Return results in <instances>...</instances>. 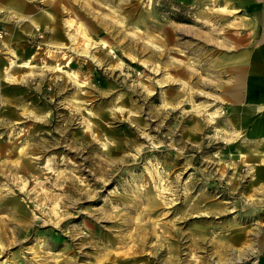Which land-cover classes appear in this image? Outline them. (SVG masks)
<instances>
[{
    "label": "rangeland",
    "instance_id": "rangeland-1",
    "mask_svg": "<svg viewBox=\"0 0 264 264\" xmlns=\"http://www.w3.org/2000/svg\"><path fill=\"white\" fill-rule=\"evenodd\" d=\"M54 1L0 0V264H264L262 119L231 97L249 15Z\"/></svg>",
    "mask_w": 264,
    "mask_h": 264
},
{
    "label": "crops",
    "instance_id": "crops-1",
    "mask_svg": "<svg viewBox=\"0 0 264 264\" xmlns=\"http://www.w3.org/2000/svg\"><path fill=\"white\" fill-rule=\"evenodd\" d=\"M8 1L15 3L14 0ZM223 1L247 13L255 29L254 40L252 43L246 45L245 49H242L241 64L236 66V70H240V73L238 77L235 76L236 80L232 93L238 97L241 91V95L239 100L230 96L233 102L242 103L239 106L241 111L245 108L244 101L246 100L249 101L248 103L251 108L256 107L257 117L262 119V121H257V129L262 128V133H264V0ZM12 5L15 6L16 4ZM236 70L235 72H237ZM257 132L260 133V131Z\"/></svg>",
    "mask_w": 264,
    "mask_h": 264
},
{
    "label": "bare ground",
    "instance_id": "bare-ground-1",
    "mask_svg": "<svg viewBox=\"0 0 264 264\" xmlns=\"http://www.w3.org/2000/svg\"><path fill=\"white\" fill-rule=\"evenodd\" d=\"M48 5H50V7H52L53 9H56V10H59L60 9V7H62V8H64L65 9V5L64 4H62L61 3V0H56V1H54V2H49L48 3ZM18 8H21V7H18ZM28 10V9H27ZM16 13H18V12H16ZM70 14V16L71 15H73V12H70L69 13ZM21 15V14H20ZM19 15V16H20ZM70 16H67L66 18H65V20H64V24L67 26V27H73L74 25H75V20L74 19H72ZM28 19H29V17H28ZM52 21H50L49 20V22L50 23H53L54 21H55V18H53L52 17ZM77 24H76V30H77V32L78 33H81L82 35H84V36H86V37H88L87 36V33H86V31H85V29H84V27L82 26V23H81V21H79V22H76ZM29 24H31V23H29ZM33 24H36V23H33ZM32 24V25H33ZM36 25H38V24H36ZM58 32L57 31H53L52 32V37H53V39H55L58 43H60L61 42V36H60V34H57ZM68 35H69V37L71 38V39H73V38H75V33H73V32H71L70 30H68ZM102 42H104L103 40H102ZM87 46H88V44H87ZM11 53H12V50H9ZM14 51V50H13ZM87 51L86 50H83V53H86ZM92 57L93 58H95V60H97L98 62H100L101 61V59L99 58V56H97V55H92ZM12 62H10V64H11ZM22 63L23 64H30V62H28V57H26L23 61H22ZM6 74H7V77L8 78H11V75H12V73L10 72H6ZM209 113V116H210V119L211 120H213L214 119V115L217 113V108L216 109H212L210 112H208ZM22 150V149H21ZM22 151H25V150H22Z\"/></svg>",
    "mask_w": 264,
    "mask_h": 264
}]
</instances>
